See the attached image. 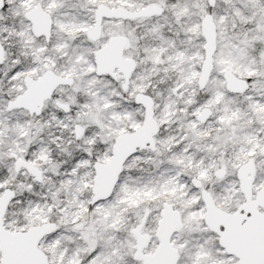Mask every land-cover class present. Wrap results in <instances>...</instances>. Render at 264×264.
<instances>
[{
    "label": "snow or ice",
    "instance_id": "obj_1",
    "mask_svg": "<svg viewBox=\"0 0 264 264\" xmlns=\"http://www.w3.org/2000/svg\"><path fill=\"white\" fill-rule=\"evenodd\" d=\"M0 264H264V0H0Z\"/></svg>",
    "mask_w": 264,
    "mask_h": 264
}]
</instances>
